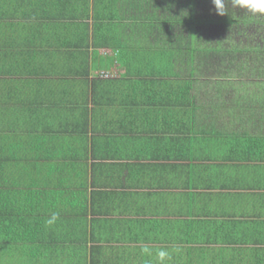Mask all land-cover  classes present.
<instances>
[{
    "label": "crops",
    "instance_id": "crops-1",
    "mask_svg": "<svg viewBox=\"0 0 264 264\" xmlns=\"http://www.w3.org/2000/svg\"><path fill=\"white\" fill-rule=\"evenodd\" d=\"M65 1L43 48L47 18L12 12L6 40L44 58L0 74L1 133L64 193L46 263L264 264V15Z\"/></svg>",
    "mask_w": 264,
    "mask_h": 264
},
{
    "label": "trees",
    "instance_id": "trees-1",
    "mask_svg": "<svg viewBox=\"0 0 264 264\" xmlns=\"http://www.w3.org/2000/svg\"><path fill=\"white\" fill-rule=\"evenodd\" d=\"M26 1L30 2V7L35 6L40 12L38 17L47 18L46 29L38 35L39 40H36L40 43L38 46L43 48L42 43L48 42L51 35L63 31L52 27L55 19L64 16L61 12L64 6L62 4L67 2L65 0H0V74L17 72L18 68L20 70L21 67L30 65L33 59L44 58L43 50L32 49L33 45L29 43L33 42L29 41V37L24 38L25 42L21 45L6 40L11 39L8 34L10 26H13L10 25V20L13 19L12 16L17 18L12 12L20 8L22 16H26L27 11L23 8ZM3 54L8 63L1 62ZM2 131L1 133L0 130V264H4V261L13 264L23 257L22 262H25L22 264H47L51 243L58 244L61 240L46 232L59 222L56 220L55 224L49 225L46 221L54 213L59 214L61 209L66 208L58 201L64 193L51 190L47 183V173L53 167V160L42 158L39 153H33L36 157H31L28 153L21 152L18 148L20 137L9 135L4 128ZM19 247L27 248L20 254L23 256L12 252L13 248Z\"/></svg>",
    "mask_w": 264,
    "mask_h": 264
},
{
    "label": "clouds",
    "instance_id": "clouds-1",
    "mask_svg": "<svg viewBox=\"0 0 264 264\" xmlns=\"http://www.w3.org/2000/svg\"><path fill=\"white\" fill-rule=\"evenodd\" d=\"M231 4L233 8L245 9L247 12L254 15H264V0H212L214 10L218 15H229L227 12L228 4ZM58 219V214H53L50 219L46 221L51 225ZM167 254L165 252L160 253L161 259Z\"/></svg>",
    "mask_w": 264,
    "mask_h": 264
},
{
    "label": "rangeland",
    "instance_id": "rangeland-1",
    "mask_svg": "<svg viewBox=\"0 0 264 264\" xmlns=\"http://www.w3.org/2000/svg\"><path fill=\"white\" fill-rule=\"evenodd\" d=\"M237 9H240V8H234V10H237ZM260 16H262V15H260ZM262 18V17H261ZM257 28H259L258 26H249L248 27V29H247V27H246V31H247V33H249V36L252 38L253 36H254V34H257L258 32H257ZM260 32H261V30H260Z\"/></svg>",
    "mask_w": 264,
    "mask_h": 264
}]
</instances>
